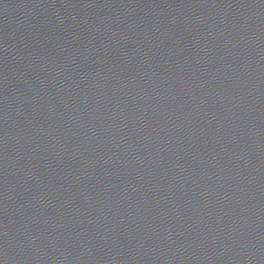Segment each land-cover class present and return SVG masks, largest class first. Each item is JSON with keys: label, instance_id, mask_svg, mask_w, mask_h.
I'll list each match as a JSON object with an SVG mask.
<instances>
[{"label": "water", "instance_id": "1", "mask_svg": "<svg viewBox=\"0 0 264 264\" xmlns=\"http://www.w3.org/2000/svg\"><path fill=\"white\" fill-rule=\"evenodd\" d=\"M0 264H264V0H0Z\"/></svg>", "mask_w": 264, "mask_h": 264}]
</instances>
